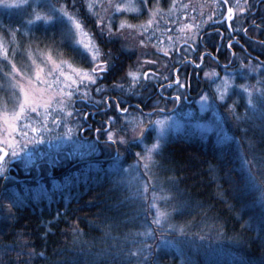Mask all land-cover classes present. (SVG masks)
<instances>
[{
    "label": "snow or ice",
    "instance_id": "1",
    "mask_svg": "<svg viewBox=\"0 0 264 264\" xmlns=\"http://www.w3.org/2000/svg\"><path fill=\"white\" fill-rule=\"evenodd\" d=\"M258 5H264V0H256V3L235 0L234 4L230 0H213V5H209L213 10L207 18L212 22L210 26L214 27L215 17L219 13L229 22L231 31L225 35L216 32V35L221 36L224 49L213 44L212 50H208L207 42L201 36L204 22L197 23L194 16L187 15L191 5L172 0L170 10L183 9L186 21L180 29L186 34L181 37L183 43L177 50L172 35L166 37L172 42V47H160L157 20L162 15V9L159 0H128V3L124 0H0V12L19 14L15 24L0 21V92L11 89L16 98L13 107L0 114V181L3 182L0 183V215L6 220H14L16 211L31 194V189H25L23 196L17 191L12 171L21 163L25 168L34 163L33 148L37 145L56 140L61 145L73 146L63 157L50 153L39 154L43 164L37 166L43 169L45 165H50L48 170L51 171L68 157L76 154L91 156L102 147L113 148L118 158L121 155L120 146L131 144V140L123 135L129 127L134 140L145 137L153 126H159L161 135L155 138V142L150 146L145 144L142 152L133 155L138 161H143L146 169L165 167L156 159L158 155L163 157L164 125L171 119L172 113L192 102L191 93L196 89H199L197 102L200 110L213 113L214 127L225 141L228 139L224 131L226 121L231 118L239 125L245 120L237 112L238 105L233 99L235 93L230 91L238 76L256 79L255 84H239L237 87L247 96L250 106L248 111L254 115L259 111L264 117V60L253 56L239 39H235L241 35L247 37V47L264 56V39L248 35L252 32L256 36H264V8H258ZM253 8L258 10L253 12ZM100 9L104 10L103 15ZM131 13L145 15L148 19L138 26L126 19L117 22L118 17ZM234 17L240 20L238 27H234ZM41 24L47 26L42 32L43 39L32 35L34 30L40 31ZM133 34L136 44L130 55L125 54L123 45L118 50L119 55L107 47H115L122 41L126 43ZM18 36L40 45L50 44L56 52L63 47L70 52L78 66L74 67L73 63L63 60L57 62L52 53L43 58L33 56L30 49V67L25 71L22 66H18L15 50L4 43L7 40L11 44ZM236 47L240 48V54L234 50ZM225 50V60L228 62L222 63L220 57ZM131 55L136 56L135 63L127 62ZM189 66L193 69L191 74L186 71ZM109 77L117 78L111 88L112 92L117 93L115 96H105L106 90L100 86L101 81ZM201 78L206 83L209 80L212 83L217 80L220 82L215 89H203L199 88ZM124 82H127L126 93ZM90 92L100 96V99L88 106L95 108V112L85 113L78 104L92 100ZM169 104L173 106L171 110ZM146 108L150 110L145 112ZM109 111L113 115H108ZM95 115L106 119L89 123L90 117ZM121 120L123 124H120ZM94 124L99 126L94 127ZM87 132L93 133L92 139L85 136ZM101 137L104 139L101 140ZM227 147L230 145L225 143L224 148ZM239 157L244 171L238 174L240 180L234 181V187L237 190L243 187L258 192L261 206L264 207V171L253 169L254 161L248 159V152L241 153ZM124 171L122 166H116L111 173L106 172V177L119 179ZM170 181L175 184L174 178ZM41 191L47 195L43 187ZM161 191L162 195L154 197V201L163 202V206L157 207L153 203L154 219L150 223L158 226L162 234L178 232L180 239L175 246L183 251L184 238H189L187 228L174 223L173 215L190 207V201L176 200V194L171 189ZM40 194L37 193V198ZM173 200L176 202L168 206L167 202ZM224 202L227 203L226 198ZM60 218L61 214L57 210L54 219L58 221ZM51 223L44 221L45 226ZM249 223L246 221L242 227H247ZM260 232L264 237V218L260 222ZM144 235L153 236L154 229L149 226ZM193 235L199 236L201 241L205 239L199 233ZM189 240L193 243V240ZM27 246V243L21 245L22 248ZM139 254V251L134 253ZM23 256H31V253L20 251L18 259L9 264H28L27 260L22 259ZM236 264H252V261L241 257Z\"/></svg>",
    "mask_w": 264,
    "mask_h": 264
},
{
    "label": "trees",
    "instance_id": "2",
    "mask_svg": "<svg viewBox=\"0 0 264 264\" xmlns=\"http://www.w3.org/2000/svg\"><path fill=\"white\" fill-rule=\"evenodd\" d=\"M129 17L134 23L146 18L145 15ZM210 28L202 32L208 50L218 43L211 39L213 36L210 38ZM43 31L40 27V31L32 35L43 39ZM122 45L121 42L107 47L119 55ZM62 50L73 59L67 49L62 47ZM124 52L130 55L129 50ZM224 53L223 57L227 54ZM135 58L131 55L127 62L133 63ZM220 60L224 59L220 57ZM186 71L191 74L192 66ZM116 79L105 80V96L117 94L111 91ZM201 83L202 78L199 85ZM196 91L198 89L191 94ZM236 131V136L241 137L240 148L254 161L253 169L264 171L261 122L245 120ZM198 136L189 130L178 133L165 145L163 157H158L166 167L157 168L156 177L161 188L171 189L176 200L190 201V207L173 215L174 223L187 228L189 238H184L183 251L175 246L180 239L178 232L162 234L158 226L149 225L148 201L131 195L116 177H106V172L111 173L120 165L112 160L98 159L102 157L99 156L59 163L51 171L48 170L50 165L43 169L37 166L43 161L29 173L21 166L13 169L17 191L22 196L25 189L32 191L16 211L14 220L0 215V264L16 261L20 251L31 253V256L22 257L28 264H236L241 257L250 259L252 264H261L264 237L260 222L264 218V207L258 192L234 187V181L240 180L238 174L243 173L239 168L238 150L232 143L224 148L225 143L216 142L212 136ZM173 178L174 185L170 181ZM42 187L47 195L42 193ZM37 193H41L38 198ZM176 200L170 201L169 206ZM57 210L61 214L58 221L54 219ZM46 220L52 223L45 226ZM246 221H250L249 225L242 227ZM149 226L154 229V235L146 237L144 233ZM195 233L205 239L201 241L199 236L193 235ZM23 243L28 246L22 248ZM137 251L140 254L134 255Z\"/></svg>",
    "mask_w": 264,
    "mask_h": 264
},
{
    "label": "rangeland",
    "instance_id": "3",
    "mask_svg": "<svg viewBox=\"0 0 264 264\" xmlns=\"http://www.w3.org/2000/svg\"><path fill=\"white\" fill-rule=\"evenodd\" d=\"M125 3H128V0H124ZM138 2V0H137ZM172 0H159V7L162 9V15L158 17L157 23H158V39L160 40V47H172V42L168 41L166 37L168 35H172L174 37V40L176 41V47L177 50H179L180 44L183 43L181 37H183L186 33L183 31H180L181 28H183L185 24V14L183 12V9L179 10H170L169 5L171 4ZM180 3L183 4H189L191 5V9L187 13L188 16H194L196 18L197 23L204 22L202 24V27L204 31L207 29L208 26H210L208 23V15L210 14V11L213 9L209 8V5H213V0H179ZM166 6V7H164ZM101 14H104V10H99ZM141 15L139 13H131L124 17H118L117 22H119L120 19H126L129 23H132L133 25H140L144 24L146 18L139 23H134L130 20L129 16H138ZM171 17V19H169ZM222 18L219 13H217L216 18ZM178 18V20H177ZM19 20V14L13 13V14H5L3 12H0V21L9 22L12 24H15ZM191 22V21H187ZM207 22V23H206ZM31 27V26H29ZM42 29H45L46 25H40ZM169 29H175L174 31L169 32ZM35 31V30H34ZM33 31V32H34ZM139 31V29H137ZM162 33V34H161ZM190 34V30L189 33ZM203 36V33H201ZM250 36H253L256 38V35L252 32H249ZM59 39V37H57ZM5 46L10 47L11 49H14L16 52V60L18 63V66H22L25 71L28 70L30 67V60L28 59V52L31 49L33 56L43 58L47 54L52 53L53 58L59 62L60 60L65 61L66 63H73V66H78L77 63H74L72 58H69L66 56L64 51L62 50V47L59 48V51L56 52L53 49V46L50 44H44L40 45L36 43L35 41H29L26 37H20L18 36L17 39L9 44L7 40L4 41ZM124 43L123 47L124 50H129L130 52L132 50H135V44H136V36L135 34L130 35L127 42ZM153 43H156V41H153ZM137 55H139V52L137 51ZM227 55V54H226ZM225 55V56H226ZM225 56L223 57L222 63H227L228 61L225 60ZM179 58L178 56L176 57ZM136 58L133 63H135ZM222 76L224 75L221 73ZM258 78V77H257ZM219 80L216 81V83H212L210 80L206 83L205 80L202 78V83L199 85V88L203 89H215L217 84H219ZM256 79L251 78V76L244 77V76H238L236 78V82L234 85H232L231 92H234L235 95L233 99L236 101L238 107L237 112L239 115L244 116L245 120H254L261 122V127L264 128V117H261L259 111L255 113V115L248 111L250 106L247 104V96L241 92L239 87L237 85L239 84H255ZM125 84V92H127V82H124ZM100 86L103 87L105 90H107V86L104 81H101ZM199 91V89H198ZM191 94V103L182 105L181 108L176 111L175 113L171 114V119L168 120L164 125V132H163V143L166 145L170 139H172L175 135L178 133L184 132L185 130H189L191 132L197 133L200 138H207L209 136H212L216 142L219 143H227L228 145L232 143V146L234 149L237 148L238 150V160L240 161L239 168L243 172L244 167L243 163L240 160L239 155L243 153V149L240 148V136H236L237 131L236 127L241 125L243 122L245 123V120L241 122L239 125L237 122L231 118H229L226 123L224 124V131L228 139L225 141L222 139V137L219 134V131L215 129L214 127V115L211 111H201L199 103L197 102V92ZM90 96L92 97V100H84L82 104H78V107L82 108V111L85 113L88 112H95V108H89V104L93 103L94 100L100 99V96L95 94L94 92H90ZM16 102V98L14 95L13 90L9 89L7 92H0V114H3L4 112L9 111L13 105ZM231 103V101H230ZM172 105L169 104L168 108L169 110L172 109ZM148 110V109H147ZM150 110V109H149ZM148 110V111H149ZM108 115H113L111 111H109ZM99 117L98 115L92 116L89 119V123H93L95 119ZM106 119V117H105ZM104 120V119H103ZM120 124H123V120H121ZM94 127L97 125L94 124ZM120 125H117L116 127H119ZM87 127V125H85ZM230 129V131H229ZM123 135L127 136L131 140V144L120 146V153L119 157L117 158V153L115 150L111 147H102L98 152L94 153L91 156L80 155L76 154L71 157H68V159L64 160L61 164L67 162L70 163L72 161H80L89 159L91 157L98 158L99 156H102L98 159H105L106 161L112 160L113 163L116 165H120L124 161V165L122 168L125 170L121 173V177L119 178V181L122 185L127 187L131 195L138 198L142 201H148L150 203V215L147 213L148 216H150L151 221L154 219V209H153V203L156 204L157 207H162L163 202L160 201H154V197L162 195V189L160 184L157 182L158 178L157 175V168L158 167H151L150 169H146L144 166L143 161H138L137 158L133 155L135 153L134 148L137 149L136 152H142L144 149V145L148 144L149 146L155 142V138L158 135H161L159 126H153L151 129L148 130V133L145 137H140L138 139H132L133 133L131 131V127H129ZM85 136L89 139H92V132L85 133ZM234 137V139H233ZM104 138L101 137V140ZM241 144V143H240ZM251 147V143H249V148ZM73 148L70 144H64L61 145L59 141L52 140L50 143H45L43 145H37L33 148V161L34 163L30 165L28 168H25V165L23 163L20 164V166L23 168L25 173H29L30 170L32 171L33 167H35L39 162L42 160L40 159V153H50L54 156H60L63 157L66 155L67 152L71 151ZM125 157V158H124ZM159 155L156 157L158 160ZM126 159V160H125ZM16 170V169H14ZM169 202H167L169 206ZM148 210V211H149ZM150 225V222H149Z\"/></svg>",
    "mask_w": 264,
    "mask_h": 264
},
{
    "label": "flooded vegetation",
    "instance_id": "4",
    "mask_svg": "<svg viewBox=\"0 0 264 264\" xmlns=\"http://www.w3.org/2000/svg\"><path fill=\"white\" fill-rule=\"evenodd\" d=\"M230 2L234 4L235 3V0H230ZM251 2L252 3H256V0H251ZM241 3H243V0H241ZM258 8H264V5H258ZM257 10H258L257 8H253L252 9L253 12H256ZM238 15L239 14H237V16ZM241 19H243V18H241ZM208 24L211 25L212 22L210 21ZM228 24H229L228 21L224 20L223 18H218L217 17L215 19V25H214V27L211 26V28H210V38H211V36H213L214 38H211V39L218 40L217 45H219L221 47V49H224V45H223V43H221V36L216 35V32L218 31L221 35L228 34L231 31V29L228 28ZM239 24H240V20H237L234 17V27H238ZM244 26H248V25L245 24ZM201 36H202V34H201ZM235 39H239L240 40V43L242 45H245L247 51L248 52H251L253 56H258L260 60H264V56H260V54H259L258 51H253L252 48H248L247 47V43H246L247 37L241 35L239 37H235ZM255 39H264V36H256ZM234 50L236 51L237 54H240V48L239 47H236ZM225 52L227 53L226 50H225ZM221 57L223 58V55ZM100 120H102V118L99 117V119H95L94 121H100ZM96 125H97L96 127L99 126L98 124H96Z\"/></svg>",
    "mask_w": 264,
    "mask_h": 264
}]
</instances>
